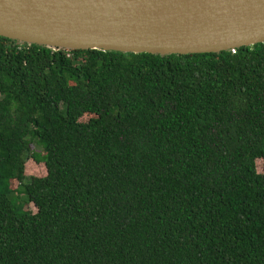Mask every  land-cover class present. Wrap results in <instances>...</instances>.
<instances>
[{
  "label": "trees",
  "instance_id": "obj_1",
  "mask_svg": "<svg viewBox=\"0 0 264 264\" xmlns=\"http://www.w3.org/2000/svg\"><path fill=\"white\" fill-rule=\"evenodd\" d=\"M0 264H264V42L162 55L0 36Z\"/></svg>",
  "mask_w": 264,
  "mask_h": 264
},
{
  "label": "water",
  "instance_id": "obj_2",
  "mask_svg": "<svg viewBox=\"0 0 264 264\" xmlns=\"http://www.w3.org/2000/svg\"><path fill=\"white\" fill-rule=\"evenodd\" d=\"M0 36L64 49L219 52L264 42V0H0Z\"/></svg>",
  "mask_w": 264,
  "mask_h": 264
},
{
  "label": "rangeland",
  "instance_id": "obj_3",
  "mask_svg": "<svg viewBox=\"0 0 264 264\" xmlns=\"http://www.w3.org/2000/svg\"><path fill=\"white\" fill-rule=\"evenodd\" d=\"M90 117H91L90 114H85V115H83V116L80 118V120L84 122V121H87ZM32 147H33V146H32ZM262 164H263L262 159H258V160L256 161L257 170H258L259 172L262 171ZM24 171H25V175H27V176H39V177H41V176H44V175L46 174V167H45V165H44L43 163L35 162L33 159H30V158H29V159L26 161V163H25V169H24ZM17 185H18V184H17V182H16L15 180H12V181H11V187H12V188H16ZM24 207H25L26 209H29V210L33 211V212L36 211V208H35V206H34L33 203L27 202V203L24 205Z\"/></svg>",
  "mask_w": 264,
  "mask_h": 264
}]
</instances>
